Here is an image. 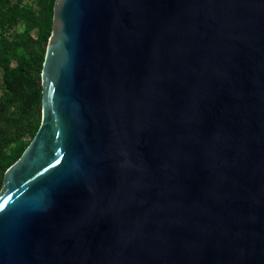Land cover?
Returning a JSON list of instances; mask_svg holds the SVG:
<instances>
[{"label":"water","instance_id":"95a60500","mask_svg":"<svg viewBox=\"0 0 264 264\" xmlns=\"http://www.w3.org/2000/svg\"><path fill=\"white\" fill-rule=\"evenodd\" d=\"M40 80L0 264H264V0H55Z\"/></svg>","mask_w":264,"mask_h":264},{"label":"trees","instance_id":"16d2710c","mask_svg":"<svg viewBox=\"0 0 264 264\" xmlns=\"http://www.w3.org/2000/svg\"><path fill=\"white\" fill-rule=\"evenodd\" d=\"M54 2L35 0V8L18 3L9 6L0 3V86L20 89L24 94L20 108L0 114L5 122L20 128L16 137L0 144V190L5 172L21 157L41 123L40 75L51 34ZM18 23L23 26L22 38L11 40L3 35Z\"/></svg>","mask_w":264,"mask_h":264},{"label":"rangeland","instance_id":"374dc122","mask_svg":"<svg viewBox=\"0 0 264 264\" xmlns=\"http://www.w3.org/2000/svg\"><path fill=\"white\" fill-rule=\"evenodd\" d=\"M35 0H0L1 4L9 6L10 4L18 3L22 6H31L35 8ZM5 37H9L11 40H18L23 37V26L18 23L13 29L3 32ZM18 53L21 54L22 50L19 49ZM0 85H1V70H0ZM41 85V80H40ZM3 96V101L1 97ZM0 114L2 112L10 113L14 109L21 107L24 101L23 91L20 89H6L0 86ZM19 126L9 124L0 117V144L9 141L17 136L19 133Z\"/></svg>","mask_w":264,"mask_h":264}]
</instances>
